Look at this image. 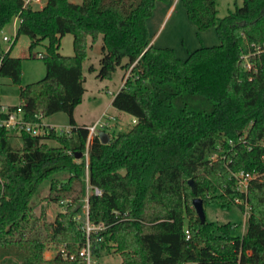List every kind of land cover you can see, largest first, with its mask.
Wrapping results in <instances>:
<instances>
[{"label":"trees","instance_id":"obj_1","mask_svg":"<svg viewBox=\"0 0 264 264\" xmlns=\"http://www.w3.org/2000/svg\"><path fill=\"white\" fill-rule=\"evenodd\" d=\"M156 1L169 2L46 0L34 8L23 0H0V30L19 16L14 42L26 34L31 50L48 40L39 56L45 74L24 85L21 58L10 55L14 42L7 50L0 45V78L20 85L25 120L35 123L38 115L60 111L70 124L67 133L50 127L46 135L20 131L19 150L11 145L15 130L0 127V264H85L76 254L86 243L84 217L76 215L86 195V169L89 187L102 191L88 195L89 221L105 226L89 235L95 257L111 245L122 264H264V0H242L222 18L216 0H181L195 27L213 26L220 40L184 59L172 48L150 44L146 20ZM69 33L73 54L65 56L60 40ZM98 39L95 77L129 71L112 105L136 121L106 143L94 135L86 163L88 130L73 111L85 91L82 63ZM58 171L68 176L50 183L49 199H66V209L46 221L44 214H33L31 200ZM239 171L257 175L245 194L235 184ZM195 196L223 208L245 201V232L232 234L231 221L201 222ZM47 242L64 246L74 259L59 251L43 258Z\"/></svg>","mask_w":264,"mask_h":264},{"label":"rangeland","instance_id":"obj_2","mask_svg":"<svg viewBox=\"0 0 264 264\" xmlns=\"http://www.w3.org/2000/svg\"><path fill=\"white\" fill-rule=\"evenodd\" d=\"M70 1L74 3L81 2V0ZM172 2L173 8L170 11V15L165 16L163 11L165 2L161 1L157 2L156 7L153 8L152 15L148 21H146L147 30L149 31L150 37L153 39L155 47L172 48L176 56L183 59L187 56L189 51L195 48L217 45L220 42L216 28L210 26L206 30H198L191 20L188 19L181 0H171V3ZM45 3L46 0H38L32 2L31 6L38 8ZM241 4L242 0H216L217 16L222 18L229 11L233 10L235 6H240ZM1 33L14 38L15 33L12 27V20L4 25ZM10 43L9 41H4L2 38L0 39V45L3 50H6L10 46ZM29 44V36L20 34L10 50L14 57L18 56L21 58V68L23 71L21 77L22 84L33 82L45 74V67L39 54L46 52L45 47L48 44V40H41V42L36 44L31 50L29 49ZM100 44V39L93 43L88 50L87 59L82 63L83 74L85 75L83 83L86 87V91L83 94L82 102L78 104L74 110V117L79 123H86L87 125L93 124L98 119H102L101 121L106 123V125L101 128L97 127L96 133L99 137L110 139L114 134L128 130L134 124L132 123V117H130L129 113L116 109L109 100L117 89L122 87V81L129 71L118 68L110 79L96 78L95 74L99 68L98 60L100 57V50L96 48V45L100 47ZM59 49L62 55L69 56L73 54L71 33L65 34L61 38ZM89 65H93L96 68L94 70H89ZM0 92L3 100L18 103V85L11 83L6 77L0 78ZM103 113H105V115ZM106 114L109 117L106 116ZM44 119L49 124L53 125L58 133H67L70 129L69 119L64 112H54ZM46 142L51 146L58 145L56 140L47 139ZM11 145L16 150L20 149L21 139L17 134L12 136ZM67 176L68 173L58 171L40 183L37 192L31 200V206L33 207L32 212L34 215L40 216L44 214L46 221H53L58 212L66 209V199L55 202L49 199L51 194L49 185L51 182L66 180ZM83 203L84 201L82 200L81 212L76 215L78 219L84 217ZM237 204V202L235 204H229L227 208L214 204H205V219L210 222L214 221L217 224L230 221L234 222L236 226L231 233L241 236L244 233V224L247 220L248 208H244L242 211ZM84 223L83 218V225ZM60 246L61 245L58 243L47 242L46 249L42 254L43 258L53 259ZM95 258L98 260L99 264H122L121 256H119L111 245L103 248L99 257Z\"/></svg>","mask_w":264,"mask_h":264},{"label":"built area","instance_id":"obj_3","mask_svg":"<svg viewBox=\"0 0 264 264\" xmlns=\"http://www.w3.org/2000/svg\"><path fill=\"white\" fill-rule=\"evenodd\" d=\"M23 1H24V5L27 4V5L31 6L32 2L38 1V0H23ZM17 17L19 18V16H17ZM14 38H15V36H14ZM14 38L9 37L7 35L2 36V39L4 41L11 42L10 45L14 42ZM40 55H41V53L39 54V56ZM248 57H249V53H246L243 55V58L246 62V64H245L246 68L251 69V64L248 61ZM103 114L105 115V113H103ZM106 116H108V115L106 114ZM38 118L40 120L36 121L35 123L29 122V121L24 119V112H23V109L20 105L14 107V106H9L5 103L0 102V127L4 126L7 129L15 130L16 134H19L20 131H24V132H26L32 136L46 135L48 133L49 127L54 128V126L47 125L44 122V119L40 117V115H38ZM101 120L102 119H98L93 124H90L87 126L88 138H87L86 147H85L86 163H87V159H88L87 149L89 146L90 139L94 135H97V133H96L97 127L101 128L104 125H106V123H104ZM135 121L136 120H134V122ZM211 157L214 158V155H212ZM233 176L235 178V184H236L237 189L240 192L245 194L246 189H247V185H248L247 184L248 180L256 177L257 175L250 173L248 171H246V172L239 171V172H234ZM85 183H86V195L83 198V201H84V203H83V205H84L83 215H84V222L85 223L83 225V229L85 230V234H86V243L83 247L79 248L76 251V254L83 258L85 264H99L98 260L95 258V256L92 253L89 235L91 234V232H96L98 230L104 229L105 226L102 223L94 224L93 222L89 221V219H88V212H89L88 195L90 194L91 191H93L97 195H100L102 191L98 187H94V188L89 187V185H88V170L87 169H86ZM235 201L237 203H242V204L244 203L243 204L244 208H248L245 201L238 200V199H236ZM76 219H78L77 216H76ZM184 233H185L186 237L189 236L187 229L184 230ZM57 251L61 252V255L63 258L67 257L70 260L74 259L75 253L74 254H67L64 246L58 247Z\"/></svg>","mask_w":264,"mask_h":264},{"label":"crops","instance_id":"obj_4","mask_svg":"<svg viewBox=\"0 0 264 264\" xmlns=\"http://www.w3.org/2000/svg\"><path fill=\"white\" fill-rule=\"evenodd\" d=\"M157 2H161V1H156V3H155V7H156V4H157ZM174 2V1H173ZM173 2L171 3V0H169V2L168 3H165L164 4V9H163V11H164V13H165V16H167V15H170L171 14V10H172V8H173ZM42 7V6H41ZM38 8H40V7H38ZM153 12V11H152ZM150 18V17H149ZM148 18V19H149ZM148 19L146 20V21H148ZM18 21H19V18L16 16V17H14L13 19H12V27H13V30H14V33H15V29H16V26H17V23H18ZM3 29V28H2ZM2 29L0 30V39L2 38V36L3 35H5V34H2L1 32H2ZM16 34V33H15ZM150 44H152L153 46H154V43H153V39H152V37H150ZM99 40V39H98ZM101 41V40H100ZM96 48H98V50H101V48L100 47H97V45H96ZM194 50V49H193ZM192 51V50H191ZM191 51H189L188 52V54L191 52ZM59 52H60V49H59ZM61 53V52H60ZM188 54H187V56H188ZM10 55L11 56H13L14 57V55H12V53H10ZM186 56V57H187ZM185 57V58H186ZM184 59V58H183ZM93 66V65H92ZM94 68H96L95 66H93ZM22 73H23V71H22ZM84 75V74H83ZM127 75V74H126ZM125 75V76H126ZM21 77H22V74H21ZM84 78H85V75H84ZM85 80V79H84ZM123 82V81H122ZM29 83V82H28ZM20 85H24V84H22V82H21V84ZM20 85H18V92H17V98L19 99V89H20ZM84 85V84H83ZM84 88H85V91H86V87H85V85H84ZM120 89V88H119ZM119 89H117V91L119 90ZM85 91H84V93H85ZM116 91V92H117ZM115 92V93H116ZM1 93V92H0ZM83 93V94H84ZM114 93V94H115ZM113 94V95H114ZM113 95H112V97H113ZM112 97L109 99L110 100V102H111V104H112ZM82 98H83V95H82ZM0 102H2V103H5V104H7V105H9V106H17L18 105V103H13V102H9V101H7V100H3V98H1V94H0ZM76 108V107H75ZM75 108H74V110H75ZM116 113H119V112H116ZM102 114V113H101ZM100 114V115H101ZM99 115V116H100ZM130 117H132V123H135L134 122V120H136L135 119V117H133L132 115H130ZM73 118H75L74 117V111H73ZM44 119V118H43ZM75 121H76V123L78 124V125H85V126H88L86 123H79L78 121H77V119L75 118ZM44 122L47 124V125H49V126H53V125H51V124H49L48 122H46L45 121V119H44ZM126 131V130H125ZM245 226H244V232H245V230H246V226H247V220H246V222H245V224H244Z\"/></svg>","mask_w":264,"mask_h":264},{"label":"water","instance_id":"obj_5","mask_svg":"<svg viewBox=\"0 0 264 264\" xmlns=\"http://www.w3.org/2000/svg\"><path fill=\"white\" fill-rule=\"evenodd\" d=\"M100 138L102 139L103 143L107 142V139H105L104 137H100ZM81 155L82 153L77 152V154L75 155V158H80ZM188 185L191 186L192 192H194V185H193L192 180H188ZM192 202H193V207L196 210V214L199 220H201V222H204L206 219H205L204 205H203L202 199L199 196H195L192 199Z\"/></svg>","mask_w":264,"mask_h":264}]
</instances>
